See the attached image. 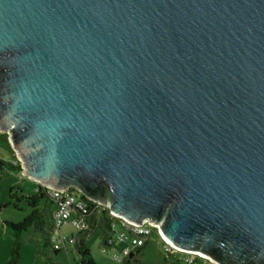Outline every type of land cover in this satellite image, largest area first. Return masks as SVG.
Listing matches in <instances>:
<instances>
[{
  "label": "water",
  "instance_id": "1",
  "mask_svg": "<svg viewBox=\"0 0 264 264\" xmlns=\"http://www.w3.org/2000/svg\"><path fill=\"white\" fill-rule=\"evenodd\" d=\"M0 132L38 185L264 264V0H0Z\"/></svg>",
  "mask_w": 264,
  "mask_h": 264
},
{
  "label": "rangeland",
  "instance_id": "2",
  "mask_svg": "<svg viewBox=\"0 0 264 264\" xmlns=\"http://www.w3.org/2000/svg\"><path fill=\"white\" fill-rule=\"evenodd\" d=\"M0 159L15 164L18 157L9 141L7 134L0 132ZM1 188H0V264H7L11 259L13 244L16 234L11 230L8 224H21L29 219L32 208L27 200L22 198V194L18 195V200L12 199L11 192L13 188L20 189L26 196L32 197L36 194L38 184L31 179L22 176L20 173H11L9 171H0ZM81 229L76 225L69 223L62 227L61 233L65 237L77 236ZM50 235H59L58 231H51ZM22 240V259L20 264H45V257L41 252L46 253L48 257L54 258L60 264H75L74 257L71 255L72 246L67 249L63 248L59 254L55 255L49 247H45V239L41 232L36 228L28 226L21 234ZM88 248L93 256L96 264H126L125 262H117L113 258L116 254L123 257L121 249L107 248L102 238V231H97L87 239ZM164 243L160 237L155 235L142 253L136 257L141 264H185L178 261L181 257H168ZM106 250V252H105ZM180 260V259H179ZM200 264H212L207 261H199ZM130 264H136L131 261Z\"/></svg>",
  "mask_w": 264,
  "mask_h": 264
},
{
  "label": "built area",
  "instance_id": "3",
  "mask_svg": "<svg viewBox=\"0 0 264 264\" xmlns=\"http://www.w3.org/2000/svg\"><path fill=\"white\" fill-rule=\"evenodd\" d=\"M47 190L50 198L56 204L53 232H59V235L50 236L52 249L60 252L63 248H65L68 251V246H72L70 253L74 257V262L75 264H80V258L74 251L76 238L75 236L65 237L62 235V227L72 223L79 227L81 231L89 230L90 224L87 222V218L99 216L102 212L109 210L96 203H93L94 207H90L88 202L82 198V194L76 190L62 192L49 189ZM110 216L111 231L105 241V246L107 248H118L119 245L124 246L121 249L123 257L116 254L113 258L117 262H126L131 260L142 248L148 245L155 235L159 236L161 241L164 243V248L168 257L181 256L179 259L185 264H198L200 260L209 262L202 256L184 253L183 251L174 248L172 245L167 243L157 227L148 223L143 224L141 227H137L122 218L112 215L111 213Z\"/></svg>",
  "mask_w": 264,
  "mask_h": 264
},
{
  "label": "trees",
  "instance_id": "4",
  "mask_svg": "<svg viewBox=\"0 0 264 264\" xmlns=\"http://www.w3.org/2000/svg\"><path fill=\"white\" fill-rule=\"evenodd\" d=\"M5 170L11 173L22 172L19 161H17L15 164H12L0 159V171L3 172ZM19 194H22V198L28 201L30 207L32 208V213L29 219H27L24 223L8 224L9 228L15 232L16 239L11 252V259L7 264H20L23 248L21 234L26 230L28 226L32 225L36 228L37 231L43 234L45 239V247H49L55 255L59 254V251H55L52 249L50 243V232L54 229V213L56 210V204L50 198L48 190L39 185L36 194L32 197H28L20 189H12V199L18 200L17 198ZM82 198L88 202L90 207H94L93 202L87 200L83 195ZM87 222L90 224V229L81 231L77 236H75L76 244L74 251L80 258V264H96L88 248L87 239L89 238V236L94 234L97 229H100L102 231L103 242L105 243L111 231V216L109 211H104L99 216H92L91 218H87ZM144 248H142L131 260H128L125 263L130 264L133 260L136 262V264H141L136 260V257L142 253ZM41 254L45 257V264H60L57 263L54 258L48 257L46 253L41 252ZM178 261L181 260L178 259Z\"/></svg>",
  "mask_w": 264,
  "mask_h": 264
},
{
  "label": "crops",
  "instance_id": "5",
  "mask_svg": "<svg viewBox=\"0 0 264 264\" xmlns=\"http://www.w3.org/2000/svg\"><path fill=\"white\" fill-rule=\"evenodd\" d=\"M39 186V185H38ZM38 189V188H37ZM198 264H200V263H198Z\"/></svg>",
  "mask_w": 264,
  "mask_h": 264
}]
</instances>
